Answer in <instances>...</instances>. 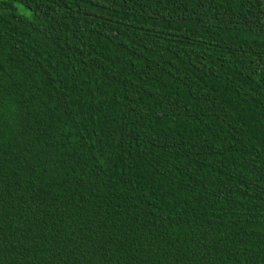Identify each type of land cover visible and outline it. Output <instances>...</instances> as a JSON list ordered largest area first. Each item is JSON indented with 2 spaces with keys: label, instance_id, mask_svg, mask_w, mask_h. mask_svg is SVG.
Wrapping results in <instances>:
<instances>
[{
  "label": "trees",
  "instance_id": "1",
  "mask_svg": "<svg viewBox=\"0 0 264 264\" xmlns=\"http://www.w3.org/2000/svg\"><path fill=\"white\" fill-rule=\"evenodd\" d=\"M0 264H264V0H0Z\"/></svg>",
  "mask_w": 264,
  "mask_h": 264
},
{
  "label": "rangeland",
  "instance_id": "2",
  "mask_svg": "<svg viewBox=\"0 0 264 264\" xmlns=\"http://www.w3.org/2000/svg\"><path fill=\"white\" fill-rule=\"evenodd\" d=\"M20 9H21V11H25L26 13H30V11L27 9L25 10V8L23 6H20Z\"/></svg>",
  "mask_w": 264,
  "mask_h": 264
}]
</instances>
